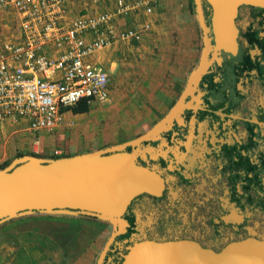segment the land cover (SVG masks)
Segmentation results:
<instances>
[{"label":"flooded vegetation","instance_id":"1","mask_svg":"<svg viewBox=\"0 0 264 264\" xmlns=\"http://www.w3.org/2000/svg\"><path fill=\"white\" fill-rule=\"evenodd\" d=\"M234 24L235 52L215 50L209 34L208 66L182 110L151 137L125 145L136 151L137 163L161 175L163 186L159 194L140 192L130 200L122 214L128 223L102 264H118L126 245L141 239L189 240L216 252L247 238L264 241V8L240 6ZM199 43L178 95L116 143L135 140L166 115L198 63L200 31ZM106 222L104 241L113 228Z\"/></svg>","mask_w":264,"mask_h":264},{"label":"water","instance_id":"2","mask_svg":"<svg viewBox=\"0 0 264 264\" xmlns=\"http://www.w3.org/2000/svg\"><path fill=\"white\" fill-rule=\"evenodd\" d=\"M203 5L209 10L208 25ZM192 6L200 31V57L166 115L135 140L72 155L16 156L0 168V223L34 213H82L109 221L113 228L94 262L102 264L109 243L128 223L122 214L130 200L140 192L159 194L163 186L161 175L137 163L136 151L125 150V145L151 137L177 116L184 97L208 66L209 34L215 50L233 54L238 8H264V0H192ZM118 264H264V241L247 238L216 252L189 240L141 239L126 245Z\"/></svg>","mask_w":264,"mask_h":264},{"label":"built area","instance_id":"3","mask_svg":"<svg viewBox=\"0 0 264 264\" xmlns=\"http://www.w3.org/2000/svg\"><path fill=\"white\" fill-rule=\"evenodd\" d=\"M68 1L0 0V15L19 30L17 40L0 41V124L23 120L28 131H52L73 123L66 107L79 98L104 100L108 72L89 56L115 38L138 41L149 27L146 21L118 32L109 21L113 14L126 16L138 9L150 13L157 2L116 0L113 12H81L63 23Z\"/></svg>","mask_w":264,"mask_h":264},{"label":"rangeland","instance_id":"4","mask_svg":"<svg viewBox=\"0 0 264 264\" xmlns=\"http://www.w3.org/2000/svg\"><path fill=\"white\" fill-rule=\"evenodd\" d=\"M74 1H76V7L72 10L74 16L81 13L84 8L88 7L87 3H90L89 0ZM123 1L127 2V0ZM10 15L12 14L10 13ZM7 21L6 28H9L7 34L15 35V40L19 32L17 24L8 16ZM131 22L134 24L139 21ZM149 31L146 33H150ZM195 35L194 42L197 44L198 30ZM153 36L142 38L140 44L122 50V54L118 53L119 55H117V50L112 51L106 64L109 67L110 61L115 62L109 73L110 88L107 97L102 101L93 100L89 103L86 111L77 114L68 113L67 116L73 119V123L70 126H64L63 129L59 127L60 131L59 134L57 133V137H60L62 141H56L49 149L53 146L59 147L64 154L67 150L65 146L68 145L77 144L82 147L104 145L103 147H105L133 136L148 124L156 110L161 109L171 97L174 91L173 83L177 80L181 81L184 69L186 71L189 69L192 62L187 64L186 68L184 60L186 62L189 56L193 59L196 51L195 47L193 52L183 42L179 43L177 39L164 40L160 37L153 39ZM128 46L130 47V45H126V47ZM13 125L0 130V164L9 163L21 152L35 153L41 156L43 145H45L43 136L46 134L56 135L57 131L41 130L33 136L34 134L26 129L24 121L21 124ZM34 145L39 146L37 152L33 150ZM90 219L83 222L84 225L76 224L74 227L79 229L78 231L86 232L91 238V263L94 264L107 234V229L102 228H107L108 223L104 219L99 222L94 218ZM36 220L40 221V219H33L10 224H17L15 226L36 224L39 222ZM55 222V220L50 221V230L47 233L52 232L50 234L60 240L72 239L69 238L72 235L64 237L63 228L59 232L55 231ZM44 223L40 222L38 225ZM85 239L82 237L76 240V245H81Z\"/></svg>","mask_w":264,"mask_h":264},{"label":"crops","instance_id":"5","mask_svg":"<svg viewBox=\"0 0 264 264\" xmlns=\"http://www.w3.org/2000/svg\"><path fill=\"white\" fill-rule=\"evenodd\" d=\"M134 0H127V2H133ZM192 1V0H191ZM74 0H69L65 7V11L63 13L62 22H69L72 17H74L72 10L76 7ZM90 2V0H89ZM87 8H84L82 12L87 13H95L100 11H114L116 8V0H99L98 3H87ZM193 7V6H192ZM138 20L137 23H132L131 21ZM147 22L149 27L147 30L141 31V38L138 41H134L132 39H123L120 40L115 38L111 44L102 49L96 51L91 56H89V60L93 63L101 65L107 72L108 75L112 69V65L115 63L113 60L109 62V67L106 66L107 61H109V57L112 54L113 50H117L118 53L122 54V50H127L131 48V46L137 45L140 40L146 38L150 35L153 36V39L163 38L164 40H172L174 38L177 39L179 43H184L185 46H188L190 49L196 48L193 50L194 56L193 59L189 56L188 60L184 64L191 63L189 69H184L182 73V80L173 83L174 91L172 92L171 97L162 108L156 110V113L152 116V118L158 116L163 110L166 108L167 104L172 101V99L178 95L180 89L183 86L185 76L187 72L192 68V66L196 62L198 50H199V36L197 44L194 42L196 40L195 32L199 29L194 20L193 13L190 11L189 0H157L152 11L150 13H144L140 9L136 12L131 11L126 16H121L117 14H113L112 18L109 21V25L114 30V32H118L127 28H138L142 22ZM7 17L4 15H0V41H9L13 40L15 35H10L8 33L7 26ZM150 30V33H146V31ZM19 34V33H18ZM188 34L190 37L188 38ZM18 36V35H17ZM17 40V37L15 38ZM19 40V39H18ZM140 44V43H139ZM126 45H130V47H126ZM196 45V46H195ZM47 51V50H46ZM110 88V79L108 85V91ZM81 112H71V114H77ZM151 118V119H152ZM5 121L0 124V130H3L7 126H12L13 124H21L23 120L20 122H11ZM14 126V125H13ZM18 126V125H17ZM70 126V125H69ZM62 129L64 126H61ZM57 130L55 132L56 135L46 134L44 135V143L42 152V156L51 157L53 154L59 155H72L79 152L95 150L97 148L103 147L104 145H95V146H85L82 147L80 145H68L66 147V152L62 154L61 148H56L53 146L51 149L50 146L54 145L56 141H62L60 137H57V133L59 134V127L53 129L52 131ZM51 131V132H52ZM35 136L38 132H31ZM59 136V135H58ZM37 143V140H36ZM38 144V143H37ZM48 144V146H47ZM115 144V143H112ZM111 145V144H109ZM107 146V145H106ZM37 147V148H36ZM39 146L34 145V151H38ZM35 215V216H34ZM51 216V217H50ZM55 218V219H49ZM90 218H94L101 221L98 217L88 214H68V213H34L26 216L16 217L9 220H6L0 223V264H92L91 263V238L84 231H78L79 229H75L74 225H84L83 222H87V220H91ZM22 219V220H21ZM39 221L36 224H27L20 226H15L17 224L10 223H20L21 221L33 220ZM55 220V231H61L62 228L64 231V237H68L69 240H60L57 237L55 238L50 233H47L50 230V221ZM16 221V222H15ZM35 221V222H36ZM105 221V220H104ZM40 222H49L44 223L42 225H38ZM106 222V221H105ZM72 226V227H71ZM109 224L107 225L108 230ZM49 234V235H48ZM82 237L86 238L84 242L77 246L75 241L81 239ZM96 259V258H95Z\"/></svg>","mask_w":264,"mask_h":264},{"label":"trees","instance_id":"6","mask_svg":"<svg viewBox=\"0 0 264 264\" xmlns=\"http://www.w3.org/2000/svg\"><path fill=\"white\" fill-rule=\"evenodd\" d=\"M189 7H190V11L193 13V7H192V1L189 0ZM89 107V103L86 102L85 98L81 97L79 98L75 103H73L72 105H68L66 107V109H69L71 112H83V111H86ZM23 154H31V155H35V156H39L35 153H19L17 156H20V155H23ZM52 156H59V154H53ZM9 163H3V164H0V168H3L5 167L6 165H8ZM125 233H123L124 235Z\"/></svg>","mask_w":264,"mask_h":264}]
</instances>
